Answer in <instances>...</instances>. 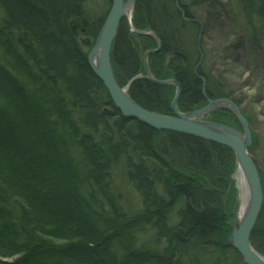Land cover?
<instances>
[{"label": "trees", "instance_id": "16d2710c", "mask_svg": "<svg viewBox=\"0 0 264 264\" xmlns=\"http://www.w3.org/2000/svg\"><path fill=\"white\" fill-rule=\"evenodd\" d=\"M139 1L150 5L152 25L168 32L161 33L166 53L174 49L170 43L182 44L172 31L187 21L200 27L192 6L221 2L185 0L178 10L171 0L170 7L159 4L161 17L152 0ZM244 5L252 35L241 58L257 72L264 69V0ZM83 10V0H0V264H233L242 256L224 241L203 260L221 220L196 207L219 202L217 194L193 177L178 180L186 173L181 169L224 175L233 151L124 117L72 33L76 18L97 29ZM126 31L123 25L111 56L119 84L133 78L131 97L170 115L173 90L136 77L143 69ZM198 57L170 71L182 85L178 107L184 112L229 96ZM162 65L158 58L157 73ZM119 163L140 197L137 210L121 209L110 192ZM251 243L264 253V210Z\"/></svg>", "mask_w": 264, "mask_h": 264}, {"label": "rangeland", "instance_id": "374dc122", "mask_svg": "<svg viewBox=\"0 0 264 264\" xmlns=\"http://www.w3.org/2000/svg\"><path fill=\"white\" fill-rule=\"evenodd\" d=\"M162 1L164 0H152L154 13L161 17H163V15L158 9V4H162ZM166 1L170 2L171 0ZM181 1L182 0H177L175 4L178 10L181 8ZM245 1L246 0H221L219 4L205 3L192 8L191 12L193 14L192 16L195 17V24H200V27L197 28L187 21L183 26L181 25V27H178L177 31H172V33H180L178 36L181 38L182 44L181 46H176L171 41L172 43H170V46H173L175 50L173 49L166 53L164 51L165 45L163 44L161 33H164L166 37V33L168 32L164 31V29L161 31L159 28L152 25L153 19L149 11L150 5H143L139 0H135L129 9L124 12L119 22L111 46V56L114 51L115 40L119 30L125 25L128 30L126 31L128 45L133 50L134 54H136L138 58L140 57L143 69L141 74L136 75V77L138 78L140 75L144 76L145 79L157 86H161L165 90V87H169L173 90L171 98L173 99L178 92V88L174 83V74L170 71L174 70L175 67L180 64L188 63V61L194 62L198 57V52L196 59L193 54H195L197 48L202 50V45H204L198 60H200V62H205L206 67H208L219 80V86L225 88L229 96L211 100L215 101L214 104L216 106L214 105V107H212L213 104H211V101L207 102L203 109H206V107L209 109H207L203 115L194 117L195 119L193 120L198 123L210 124L220 128L227 127L229 131H234L237 135L241 134L243 137H248L246 132L248 128L250 137L248 150L260 171L262 182L263 204L260 211L261 214L264 210V69H258L256 72V70L251 69L250 65L246 64V62H249L248 58H241L243 55L241 50L244 44L243 41L248 40V36L251 37L252 35L251 30L245 27L248 25L246 24L244 16L241 14V10L243 12V9L248 7L244 5ZM83 4V16L85 15L89 23L92 24V27L96 26L97 29L95 30L93 27L91 30H88V28L84 26L83 19L81 20L80 18L70 21V27L80 48L89 56L97 45L100 32L110 12L112 2L110 3V0H83ZM168 13L169 10L167 12V17L170 18V14ZM216 13L219 16H215ZM224 14L225 16H223ZM160 19L162 20V18H158V20ZM203 24H206V26L204 25V29L202 27ZM245 29H247V31ZM242 33L245 34L243 35ZM179 37H177V39ZM177 41H179V39ZM233 43L236 45L227 48L228 45L231 46ZM238 46H240V50L236 48ZM229 55L231 56L228 57ZM158 58L160 62L163 63L162 68H160L161 72H158L160 74L157 73L155 66L157 65ZM112 67L114 70L113 63ZM259 67L260 66H257V68ZM150 78L163 82V84L154 82ZM133 80L132 78L126 81L121 85L122 88L127 89V92H129ZM236 108L244 116L246 122L241 120ZM178 110L181 112L180 109ZM171 114H174V112ZM246 123L248 125L247 127L245 126ZM201 139L216 143L219 146L227 147L235 154V151L227 145L205 138ZM163 156L165 158L168 157L165 153ZM168 162H170V160H168ZM178 167L179 166H177V169ZM240 167L238 157L234 158L228 172H225L226 166L222 167V173H225L220 176L204 177L198 173H193L192 175L188 173L189 171L187 169H181L179 167L181 170H186V173L179 172L178 180L182 181L185 177L188 179L189 177H193V183L212 190L219 198V202L217 203L212 202L210 205H206V202H204L203 205L199 204V206L196 207L200 213H205L206 211L215 212L218 214L219 220H221L219 231L215 232L217 234L214 235V240H212L211 244L205 245L206 257H203V260L209 259V256L214 254V248L217 244H223L224 241L230 245L229 238L236 230L237 225L242 221H239V213L242 207L243 190L245 186L242 174L240 173ZM209 173L212 174L213 172ZM190 181L191 180L187 182L190 183ZM110 185V192L121 209L134 211L141 208L140 197L129 183L123 163H119L118 166L113 169ZM247 186L250 188L248 178ZM117 197L120 198V201ZM246 197H249V195L247 194ZM177 208H179V206ZM260 214L257 222L260 218ZM245 216L246 213L244 217ZM142 238L146 241L150 237L145 233ZM252 247L264 259V253L256 249L254 244H252ZM242 258H238L236 261L233 260V264H246ZM185 262L189 263L188 261Z\"/></svg>", "mask_w": 264, "mask_h": 264}, {"label": "water", "instance_id": "95a60500", "mask_svg": "<svg viewBox=\"0 0 264 264\" xmlns=\"http://www.w3.org/2000/svg\"><path fill=\"white\" fill-rule=\"evenodd\" d=\"M134 2L135 0H112L111 10L100 32L97 45L94 47L92 53L88 56L89 65L95 74L104 82L115 106L119 109L124 117L137 119L152 128L167 129L184 134L199 136L223 145H227L237 153L239 162L241 161L248 171L247 178L249 180L250 188L248 186L247 187L250 193L249 198L251 204L246 216L237 225L236 230L229 238V243L241 254L247 264H264L263 257H261V255H259L254 250L251 244V234L263 204V191L260 173L248 150L250 141L248 128L246 129L248 137H245L246 140H243L241 136L237 135L234 131H229L227 127H219L221 132L209 127H204L200 125L201 123L189 120L191 114H184L180 112L177 109L178 101L171 105V109L175 115H166L153 112L138 104L131 97V95H129L127 89L122 88L116 78L111 62V46L124 12ZM93 52L99 53L98 65L94 63ZM151 80L163 84V82L153 79ZM174 82L178 83L176 80H174ZM179 93L180 91L178 89L177 95ZM214 103L215 101H211L213 106L215 105ZM237 111L241 120L246 122L244 116L239 112L238 109ZM245 126H248L247 123Z\"/></svg>", "mask_w": 264, "mask_h": 264}, {"label": "bare ground", "instance_id": "6f19581e", "mask_svg": "<svg viewBox=\"0 0 264 264\" xmlns=\"http://www.w3.org/2000/svg\"><path fill=\"white\" fill-rule=\"evenodd\" d=\"M182 1H185V0H182ZM170 2H167V1L164 0L162 2V4L165 5V6L170 7L171 6L170 5ZM173 3L176 4L177 3V0H174ZM194 7H197V6H192V8H194ZM110 10H111V8H110ZM93 60H94V63L96 65L99 64V53H94L93 52ZM175 80L178 82V83H176V82H174V83L177 86V88L179 89L180 93L178 95L176 94L174 96V98L172 99L173 101L171 102V105L173 103H175V102L178 101L177 102V107H178L179 100L181 99V96H182L183 88H182L181 83L176 78H175ZM203 107L204 106L199 107L197 109H194L192 111H187V112L181 111V112L184 113V114H191V117H189L190 119L189 118L188 119L195 122V120H193V119H195L194 117L203 115L206 112V110L209 109V108L203 109ZM212 107H214V106H212ZM178 109H179V107H178ZM153 112H156V111H153ZM156 113H158V112H156ZM166 115H169V114H166ZM170 115H174V114H170ZM200 125H202L204 127H209V128L215 129L216 131H220L221 130L219 127L214 126V125H210V124L201 123ZM192 136H195V135H192ZM239 136H241L243 140H246L245 137H243L241 134ZM195 137L202 138V137H199V136H195ZM234 155H235L234 158H236L237 157V153L235 152ZM240 162H239V165L241 166L240 167V173L242 174V179H243V183H244L245 188L243 190L244 196H243L242 207H241V210H240V213H239V221L243 220V217H244L245 213H247V211L249 210L248 208L250 207V204H251L250 203V198H249L250 196L249 197H246L247 194L250 195L249 190H248V187H247V178H246L248 176V171H247L246 167L243 165V163L241 162V164H240ZM258 171H259V169H258ZM259 173H260V171H259Z\"/></svg>", "mask_w": 264, "mask_h": 264}]
</instances>
